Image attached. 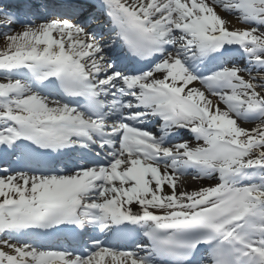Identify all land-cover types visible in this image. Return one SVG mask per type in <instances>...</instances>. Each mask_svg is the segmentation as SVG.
Wrapping results in <instances>:
<instances>
[{"label":"snow or ice","instance_id":"1","mask_svg":"<svg viewBox=\"0 0 264 264\" xmlns=\"http://www.w3.org/2000/svg\"><path fill=\"white\" fill-rule=\"evenodd\" d=\"M0 264H264V0H0Z\"/></svg>","mask_w":264,"mask_h":264},{"label":"bare ground","instance_id":"2","mask_svg":"<svg viewBox=\"0 0 264 264\" xmlns=\"http://www.w3.org/2000/svg\"><path fill=\"white\" fill-rule=\"evenodd\" d=\"M246 126H247V125H246ZM186 183H187V185H188L189 187H194V186H196V182L193 181V180L190 179V178H187Z\"/></svg>","mask_w":264,"mask_h":264}]
</instances>
